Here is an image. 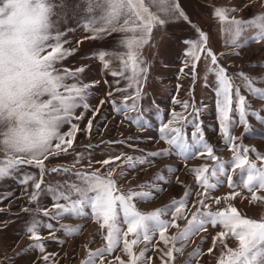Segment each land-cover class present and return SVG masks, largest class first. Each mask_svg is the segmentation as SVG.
Segmentation results:
<instances>
[{"label":"snow or ice","instance_id":"snow-or-ice-1","mask_svg":"<svg viewBox=\"0 0 264 264\" xmlns=\"http://www.w3.org/2000/svg\"><path fill=\"white\" fill-rule=\"evenodd\" d=\"M96 10L100 14L91 17L86 25L92 33L89 38L111 33H122L124 37L119 42L121 51L100 50L92 57L101 63L107 74L117 78L116 85L106 93L108 99L99 101L93 108L88 103L90 90L99 82H85L86 66L75 70L62 66L72 50L64 47L67 43L64 33L53 30L51 0H0V181L18 176L25 191L29 192V202L36 205L34 209H23L31 217L24 228L33 242L31 247L38 249L42 260L48 262L53 254L46 253V241L61 243L57 231L69 235L82 231L80 227L58 222L65 217H86L99 225L98 235L106 244L96 251L89 249L84 264H112L107 258L116 250L123 253V258L115 257L116 264H152V257L148 255L150 249L160 254L161 264H174L175 254L182 255L188 241L206 232L209 226L219 225L221 230L212 237L208 248V255H211L219 244L217 264H264V217L249 218L231 203L241 196L236 191L240 185L233 180L232 174L237 169L243 172L245 166L248 174L242 187L251 193V202L264 203V195L258 194L264 192V167H258L250 160L248 153L254 150L244 147L241 137L235 135V129L240 125L247 132L252 130L247 116L256 117L261 124H264V118L255 111H248L250 102L235 85L233 75L244 81L245 93L260 100H264V90L254 84L264 83V80H254L243 72L230 75L209 46V36L193 23L180 0H86V11ZM237 11L231 9L232 13ZM213 15L229 36L230 46L239 47V38L248 29L256 30L249 43L264 41V14L242 20L230 16L228 9L218 7ZM170 21L187 23L193 29V35L182 41L185 45L183 64L185 68H191L193 79L201 56L210 59L214 66L209 71L216 77V127L222 142L230 146L233 157L225 162L216 154V148L206 139L199 109L188 101H176L184 111L172 110L160 128V139L170 146L169 149L149 152L147 157H168L174 150L176 156L185 161L203 157L212 164L204 163L189 169L196 177L193 187L199 191L189 189L183 198L174 199L163 208L142 212L137 203L149 202L155 198L154 193L165 190L163 185L171 183L166 177V173L172 171L171 167L157 174L154 182L140 186L149 191H124L114 178L115 167H108L106 173L101 174L100 169L73 171L80 163L79 157L71 167L49 168L46 162L73 148L81 131L76 121L83 120L84 113L89 110L92 116L84 132L90 136L92 120L105 103L141 127L148 123L140 104L149 71L141 50L151 40L153 30ZM113 61L119 62L118 70L111 68ZM69 79L74 82L67 83ZM121 79L125 81L124 87H120ZM118 93L123 94L119 104L112 99ZM190 108L191 112L188 111ZM78 109L81 110L79 113ZM129 112L137 115L128 116ZM65 125L68 130L63 132L61 129ZM188 125L193 129L190 138L186 132ZM121 159L133 168L136 164L152 162L143 156L137 159L118 155L98 163L108 166ZM256 159L264 162V156L259 154ZM226 163L231 165L230 171L225 167ZM91 166L89 161L88 167ZM24 167L37 171L22 172ZM46 173H62L65 178L62 182L46 184ZM223 184L232 191L223 197L213 196L212 193ZM45 195L51 200L48 206L41 204V197ZM222 200L226 206L212 211V204L220 205ZM166 216L169 218L165 219ZM185 220L187 224L181 227L180 222ZM173 228L177 233L168 235ZM42 230H46L47 235ZM229 239L237 242L236 248L229 247ZM140 244L145 246L137 252L135 249ZM203 254L201 245L191 254L187 264L198 261Z\"/></svg>","mask_w":264,"mask_h":264},{"label":"rangeland","instance_id":"rangeland-1","mask_svg":"<svg viewBox=\"0 0 264 264\" xmlns=\"http://www.w3.org/2000/svg\"><path fill=\"white\" fill-rule=\"evenodd\" d=\"M180 2L193 23L209 36V46L217 53L218 60L228 69L230 75L243 72L254 80H264V67H260L264 64V41L249 43L251 37L256 34V30H245L238 41L240 46H230L229 36L224 33L220 21L213 15L214 9L219 7L228 9L230 16L234 15L236 19L249 20L254 16L264 14V0H180ZM51 3L53 4V30L58 29L64 33V39L67 41L64 47L72 50V54L62 62V66L71 70L86 66L88 70L83 74L85 82H99L90 90L88 99V103L95 108L99 101L108 99L106 93L116 85L117 78L107 74L101 63L92 57L94 53L100 50L121 51L122 47L119 42L123 39L124 34L111 33L94 39L89 38L92 33L86 25L91 17L100 14L99 10L88 13L86 0H51ZM233 8L238 9V11L232 13L231 9ZM192 35L193 29L187 23L170 21L164 26L156 27L153 30L151 40L141 50L142 57L149 69L140 100L141 111L148 120L144 127L126 119L124 115L118 114L108 103H105L100 107L99 114L92 120L93 127L90 136L85 134L84 128L92 116L91 110L84 113L83 120L76 121L81 131L76 136L73 148L58 158H50V162H46L47 167H71L78 157L80 163L73 171L100 169L101 174H104L108 167H115L114 178L117 180L118 187L124 191L129 189L149 191L147 188L141 189L140 186L154 182L157 174L166 167H171L172 171L166 173L167 180L171 183L163 185L165 190L161 193H154L155 198L149 202L137 203V208L142 212H151L163 208L171 204L174 199L183 198L184 193L189 189L194 192L199 191L193 187L196 183V177L190 174L189 169L202 166L204 163L211 166V161L203 157L185 161L177 157L174 150L172 155L168 157H147L149 152L169 149L170 146L160 139V128L167 121L172 110L177 113L184 111L176 101H188L199 109V119L203 121L206 139L216 148V154L225 162L231 161L233 157L230 146L222 142L216 127L218 124L214 93L216 77L213 72L209 71V68L214 66L211 65L210 59L205 60L201 56L196 68L195 79L192 77L191 68L184 67L185 57L182 53L185 51V45L182 41ZM78 41L80 43H77ZM111 68L118 70L120 68L119 62L113 61ZM233 80L235 85L241 88V94H245L250 102L248 111H255L264 118V100L256 99L245 93V83L239 76L233 75ZM73 82L71 79L67 80V83ZM124 84L125 81L121 79L120 87H124ZM254 87L264 90V83L254 84ZM122 95L118 93L112 99H115L119 104ZM128 103L130 104L131 101ZM80 111L77 110L78 113ZM188 111L191 112L192 109L190 108ZM136 115L137 113H128V116ZM247 120L252 130L247 132L245 127L240 125L235 129V135L241 137L244 147L254 150L248 153L250 160L256 163L258 167H264V162L256 159L257 154L264 156V124H261L259 119L251 115L247 116ZM61 130L66 132L68 126L65 125ZM192 131L191 125H188L186 132L189 138ZM120 141H125V143H119ZM129 145L132 146L129 147ZM118 155L133 156L137 159L143 156L152 162L146 165L136 164L134 168L129 167L123 159L108 166L98 163V161ZM89 161H91V168L88 167ZM225 167L229 171L231 170L229 163H226ZM21 171L36 173L37 170L24 167ZM247 174V166L243 172L237 169L232 174L233 180L240 185L236 191L240 192L241 196H238L231 203L243 215L260 219L264 217V203L251 202V193L242 187V182L246 180ZM64 178L62 173L45 174L46 184L49 181L62 182ZM221 179L224 180L225 177L222 176ZM7 182L9 187H7ZM231 191L232 189L223 184L218 186L212 195L223 197ZM258 194L264 195V192ZM4 195H8L7 201L12 199L11 205H8L7 201H2ZM41 204L43 206L50 205V197L42 196ZM35 206L34 203L29 202V192L25 191V186L20 183L18 176L0 181V264H53V261L56 264H84L89 249L96 251L105 246L106 241L101 235H98L99 225L94 221L86 217L79 219L65 217L58 223L80 227L82 231L71 235L57 231L56 234L60 237L61 243L45 242L46 253H51L53 256L48 262H44L41 253L38 249L31 247L33 242L24 232L26 222L31 217L23 209H34ZM225 206L222 200L220 205L213 203L211 210L216 211ZM192 210L195 211V209ZM164 218L168 219L169 217ZM189 218H191L190 215ZM180 223L181 227H184L187 221ZM220 230L219 225L216 227L209 226L206 232H201L193 237L187 242L182 255L175 254L174 264H187L191 254L201 245L204 254L198 261H193V264H217L219 244L211 255H208V248L211 246L212 237L217 235ZM42 231L43 234L47 235L46 230ZM176 233L177 229L173 228L169 230L168 235H175ZM227 242L229 247H237L235 240L229 239ZM144 246V244H140L135 250L139 252ZM148 255L152 257V264H161L158 252L150 249ZM116 256L123 258V253L116 250L107 259L111 260L112 264H116Z\"/></svg>","mask_w":264,"mask_h":264},{"label":"crops","instance_id":"crops-1","mask_svg":"<svg viewBox=\"0 0 264 264\" xmlns=\"http://www.w3.org/2000/svg\"><path fill=\"white\" fill-rule=\"evenodd\" d=\"M7 187H9L8 182H7ZM7 187H6V188H7ZM5 190H6V189H5ZM6 192H7V191H6ZM7 199H9V198H8V195H4V196L2 197V201H3V202H6ZM7 204H8V205H11V204H12V199L8 200V201H7Z\"/></svg>","mask_w":264,"mask_h":264}]
</instances>
